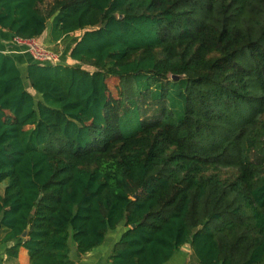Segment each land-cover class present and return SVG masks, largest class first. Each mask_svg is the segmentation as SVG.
Wrapping results in <instances>:
<instances>
[{
	"label": "trees",
	"instance_id": "trees-1",
	"mask_svg": "<svg viewBox=\"0 0 264 264\" xmlns=\"http://www.w3.org/2000/svg\"><path fill=\"white\" fill-rule=\"evenodd\" d=\"M51 23L81 33L68 63L0 50V239L31 264L115 231L109 264H264V0H0L15 37Z\"/></svg>",
	"mask_w": 264,
	"mask_h": 264
},
{
	"label": "crops",
	"instance_id": "crops-1",
	"mask_svg": "<svg viewBox=\"0 0 264 264\" xmlns=\"http://www.w3.org/2000/svg\"><path fill=\"white\" fill-rule=\"evenodd\" d=\"M52 34L53 33L51 23L47 31L39 38L41 43L46 46L55 45L57 43H60L61 40L64 38L73 37L67 45V55H69L71 48L77 40V32L71 33L70 37H61L58 40H54V36ZM14 37L15 36H13L12 33L0 27V50L14 55L17 60L24 65L28 59L34 60L33 57L29 53H27L22 46H19L14 42ZM3 236L4 234L2 235V237ZM2 237L0 239V264H31L28 250L24 246H21L16 253L12 250V246L15 245V242L10 241L4 243L2 241ZM118 237L119 232H112L103 245L96 247L92 251L83 255L80 259L77 260L76 264H109L108 258L111 254L113 245L118 239ZM189 253L190 251L185 254H178L176 258L169 264H173V262H175V264H183L185 258L188 256Z\"/></svg>",
	"mask_w": 264,
	"mask_h": 264
},
{
	"label": "built area",
	"instance_id": "built-area-1",
	"mask_svg": "<svg viewBox=\"0 0 264 264\" xmlns=\"http://www.w3.org/2000/svg\"><path fill=\"white\" fill-rule=\"evenodd\" d=\"M14 42L22 46L33 59L41 64H59L61 57L58 53L48 49L37 38L14 37Z\"/></svg>",
	"mask_w": 264,
	"mask_h": 264
},
{
	"label": "rangeland",
	"instance_id": "rangeland-1",
	"mask_svg": "<svg viewBox=\"0 0 264 264\" xmlns=\"http://www.w3.org/2000/svg\"><path fill=\"white\" fill-rule=\"evenodd\" d=\"M50 26V25H49ZM80 32H77L76 34V38L80 36ZM73 37H70V38H64L61 40L60 43H57L55 45H49V46H46L44 45L45 47H47L48 49L58 53L61 57V62H69V57L67 55L68 53V50H67V45L68 43L72 40ZM119 82H120V79L119 78H115V77H112L108 80V84L110 86V90L113 92L114 95H116V97H118L119 95ZM222 174L223 176H229L230 174H232L231 171L227 170V169H223L222 170ZM184 251L186 252H189L187 249H184ZM173 264H175V262H173Z\"/></svg>",
	"mask_w": 264,
	"mask_h": 264
},
{
	"label": "water",
	"instance_id": "water-1",
	"mask_svg": "<svg viewBox=\"0 0 264 264\" xmlns=\"http://www.w3.org/2000/svg\"><path fill=\"white\" fill-rule=\"evenodd\" d=\"M184 77V75H172V79L173 80H178L180 78ZM28 232L29 230H26L23 234V237H27L28 236ZM184 249H187L188 251H191L192 250V246L190 244H185L183 246Z\"/></svg>",
	"mask_w": 264,
	"mask_h": 264
}]
</instances>
